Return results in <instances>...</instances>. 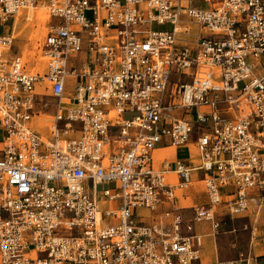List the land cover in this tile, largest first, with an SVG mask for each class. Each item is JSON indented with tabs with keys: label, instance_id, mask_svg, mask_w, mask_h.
<instances>
[{
	"label": "built area",
	"instance_id": "obj_1",
	"mask_svg": "<svg viewBox=\"0 0 264 264\" xmlns=\"http://www.w3.org/2000/svg\"><path fill=\"white\" fill-rule=\"evenodd\" d=\"M40 7L46 66L34 71L11 48L20 11ZM11 18L0 32V264H264V232L252 230L260 254L205 261L195 227L216 237L223 209L264 214V0H0V27ZM244 97L250 115L219 111ZM194 128L199 163L156 167L154 150L186 145ZM194 171L207 201L182 207Z\"/></svg>",
	"mask_w": 264,
	"mask_h": 264
},
{
	"label": "rangeland",
	"instance_id": "obj_2",
	"mask_svg": "<svg viewBox=\"0 0 264 264\" xmlns=\"http://www.w3.org/2000/svg\"><path fill=\"white\" fill-rule=\"evenodd\" d=\"M49 19L50 18L47 15V12L39 8H29L27 10L20 11L19 17L17 18L14 25L16 39L14 40L13 46L11 48V54L22 56L27 68L30 70L43 71L45 69L46 64L42 51V42L47 33L46 25ZM13 23L14 20L11 18L5 26L0 27V32H10L13 28ZM167 27L168 26L154 25L155 29H163ZM262 63L263 66L259 68L260 70L264 67V58L262 59ZM213 73L215 74L216 71H213ZM188 76L190 75H182V80L190 81V77ZM199 76L206 77L203 74H200ZM176 78H178V76ZM231 105L233 106L231 107ZM38 109L42 111H50V109L53 108L49 106L47 109L42 107H38ZM219 111L230 117L234 115H250V101L247 97H244L235 103L222 102L219 104ZM133 115L134 113L132 112L125 113L126 118H131ZM43 117L48 121L50 120V117L47 115H43ZM39 120L41 119L37 117L33 119L35 128L40 132L49 133V127H38ZM45 124H48V122L46 121ZM5 133L6 132L4 129H0V139L3 138ZM198 134V128H194V131L191 133L193 141H196ZM189 153V148H182L179 151V157H188ZM203 192L204 187L202 183H195L193 189H191L189 192L194 201L192 202L190 200H184L183 204L194 205L206 203L207 199L204 197ZM102 202H99L101 209L109 207L107 204ZM183 211L188 217L191 216L190 208L184 209ZM103 219L105 222L109 221L106 216H104ZM219 219L221 220L222 225L216 237L218 246L222 248L219 249L220 259H232L238 257L241 252H244L245 254L251 252L253 228H255V234L264 232V214L256 215L254 211L231 218V215L225 209H223L219 215ZM245 225H248V227L246 228ZM195 227L196 231L199 233L211 232L210 224L205 221L196 223ZM232 229L236 230L231 231ZM211 239L212 237L209 236L206 238V243L202 247L204 252L208 251ZM225 239L226 241H224ZM255 244L258 246V242H255Z\"/></svg>",
	"mask_w": 264,
	"mask_h": 264
},
{
	"label": "crops",
	"instance_id": "obj_3",
	"mask_svg": "<svg viewBox=\"0 0 264 264\" xmlns=\"http://www.w3.org/2000/svg\"><path fill=\"white\" fill-rule=\"evenodd\" d=\"M193 29H194V32H197L199 30V28L197 26H195V25L193 26ZM203 32L205 34H209L208 30H203ZM80 57H84V52H82ZM52 102H53V100H52ZM50 107L53 108V109H50V111H47L48 115L49 114L51 115L54 112V109H55L54 104H51ZM178 116H181V113L178 112ZM36 117L40 119V116H36ZM39 122H40V120H39ZM0 129H3L1 124H0ZM111 130L113 132H117L118 128L117 127H112ZM42 133L44 135L48 136V133H45V132H42ZM182 148H189L190 153H189L188 157H179V151ZM196 150H197L196 141L195 140L193 141L191 136L189 138V142L186 145H184V146L175 147V146H171V145H168V144L160 146V147H158V148H156L154 150V163H155V166L156 167H160L161 163L165 159H175V158L184 159V160H186V161H188V162H190V163H192L194 165L198 164L199 163V154H197ZM168 178H169V180H172V179H176V176L174 174H171V175L168 176ZM193 179H194L193 186L189 190H187L184 195L182 193H179L178 204L180 206H182V207L191 206V205L183 204L184 200H190V201L193 202L194 200H193L192 196L189 194V192H190L191 189H193L195 183H202L201 174L198 171H194L193 172ZM202 185H203V183H202ZM203 195L207 199L205 193ZM203 234H204L203 246L206 243V238L208 236L212 237V239L210 241V247H209L208 251L204 252L202 250V258H203V260H205V261H213V260H216V259H220L219 249H222V248L218 246L217 237L212 236L210 234V232L203 233ZM224 241H226V239ZM255 242H258V246L255 244ZM251 252H253L255 254H260L261 247H260V242H259L258 239H253L252 238V241H251ZM204 258H206V259H204Z\"/></svg>",
	"mask_w": 264,
	"mask_h": 264
},
{
	"label": "bare ground",
	"instance_id": "obj_4",
	"mask_svg": "<svg viewBox=\"0 0 264 264\" xmlns=\"http://www.w3.org/2000/svg\"><path fill=\"white\" fill-rule=\"evenodd\" d=\"M39 9H41V10H43V11H45V12H47V15L49 16V18H50V15H49V13H48V11H46V9L43 7H40ZM44 16H45V14H44ZM44 56V55H43ZM45 58V57H44ZM22 61L24 62V58L22 57ZM25 63V62H24ZM45 64H46V58H45ZM46 66V65H45ZM37 124V123H36ZM46 124H45V122L43 121V120H40V122L38 121V127H44ZM197 151V154H198V150H196Z\"/></svg>",
	"mask_w": 264,
	"mask_h": 264
}]
</instances>
